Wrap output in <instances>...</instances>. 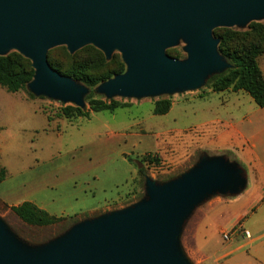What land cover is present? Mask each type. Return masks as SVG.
<instances>
[{
  "label": "rangeland",
  "instance_id": "obj_1",
  "mask_svg": "<svg viewBox=\"0 0 264 264\" xmlns=\"http://www.w3.org/2000/svg\"><path fill=\"white\" fill-rule=\"evenodd\" d=\"M252 22L264 23V16L236 22L228 27L236 32H244ZM212 36L217 40L216 49L225 66L207 72L194 88L108 96L101 89L108 79L90 89L70 77L82 89V103L77 104L36 94L28 84L17 92H8L0 86V169H6V176L0 182V196L8 195L12 200L0 198L8 204L35 199L38 204L43 202L40 204L49 213L64 217L51 225H29L10 210L8 204L3 202L5 200L0 199L1 232L22 248L43 251L86 220L108 212H122L140 204L148 197V181L165 186L185 176L204 159L223 158L231 167L238 169L240 184L230 190H211L193 204L181 219L174 237V249L179 256L186 264H194L191 257L193 233L205 213L213 209L216 222L227 221L226 224H229L233 215L254 199L245 197L243 193L247 186L246 171L244 165L237 161L235 151L217 149L205 137L217 130L219 123L205 126L201 122L216 116L218 112L222 115L236 113V108H239L248 116L242 125L248 130L250 118L264 115V108L258 107L245 92L239 93V101H236L233 100L236 95L231 88L221 92L212 90L214 79L232 67V62L218 50L219 39L213 32ZM233 40L236 42V39ZM187 45L186 39L180 36L165 48V52L173 49L178 53L174 54L175 57L166 53L178 61H185L188 58ZM11 51L16 50L9 49L4 54ZM47 56L62 71L80 66L96 76L113 70L119 60L127 69L118 48L107 56L93 44L72 52L61 44L49 48ZM259 66L264 68V54L259 59ZM89 94L93 99L117 101L118 106L113 111L95 112L90 109ZM230 97L229 105L220 111L219 103ZM163 99L171 102L168 112L154 114L156 102ZM67 105L88 110L89 117L63 116L60 108ZM152 157H156L157 161L148 160ZM239 193L242 194L237 202L222 204L236 198ZM250 219L251 216L245 220L242 217L234 228H242L243 220L250 227ZM228 232L230 229L223 233ZM221 241L213 239L210 251L220 252L219 247L225 243ZM243 250L249 253L244 254L251 259V264H256L250 248L247 246ZM204 261L205 264H228L225 258L216 259L215 256Z\"/></svg>",
  "mask_w": 264,
  "mask_h": 264
},
{
  "label": "water",
  "instance_id": "obj_2",
  "mask_svg": "<svg viewBox=\"0 0 264 264\" xmlns=\"http://www.w3.org/2000/svg\"><path fill=\"white\" fill-rule=\"evenodd\" d=\"M260 16L264 0H0V55L15 49L30 59L34 93L81 104V87L50 66L47 50L93 44L108 56L118 48L127 69L102 84L108 96L170 92L197 87L225 66L215 26ZM180 36L188 42L185 61L165 52ZM240 182L223 158L204 159L168 185L148 181L146 200L86 220L43 251L22 248L0 230V264H186L174 249L181 219L211 190Z\"/></svg>",
  "mask_w": 264,
  "mask_h": 264
},
{
  "label": "trees",
  "instance_id": "obj_3",
  "mask_svg": "<svg viewBox=\"0 0 264 264\" xmlns=\"http://www.w3.org/2000/svg\"><path fill=\"white\" fill-rule=\"evenodd\" d=\"M214 36L219 39L218 50L232 62V67L222 75H218L213 82V91L221 92L228 88L232 91L246 92L259 107H264V74L259 66V57L264 54V23L252 22L247 31L236 32L231 27H216L212 30ZM236 39V42L233 40ZM166 52L175 57L173 49ZM50 66L62 75L72 77L92 89L98 83L109 79L113 75L125 71V64L118 61L116 67L101 75H90L77 66L71 70L62 71L53 65L47 56ZM103 60L102 58L100 59ZM35 70L31 61L17 51H11L0 55V86L8 92H17L26 87L33 79ZM90 109L93 111H113L118 102H109L93 99L92 94L87 96ZM171 102L168 99L159 100L155 104L154 114L168 112ZM60 114L69 118L74 116L89 117V111L70 105L60 108ZM49 118V117H48ZM147 155L145 158H147ZM143 161L146 159H142ZM156 160V157L148 159ZM6 176V169H0V181ZM10 210L24 223L36 226H46L59 222L64 217L49 214L44 209L37 207L30 201H23L10 207Z\"/></svg>",
  "mask_w": 264,
  "mask_h": 264
},
{
  "label": "crops",
  "instance_id": "obj_4",
  "mask_svg": "<svg viewBox=\"0 0 264 264\" xmlns=\"http://www.w3.org/2000/svg\"><path fill=\"white\" fill-rule=\"evenodd\" d=\"M262 69L264 70V68ZM241 92L244 91H239L238 93L237 91H232V93L236 95V98L233 100L239 101V96L237 95ZM227 99L219 103L220 111L226 108L231 102V97ZM226 110H224V112H226ZM236 111V113L225 115L218 112L216 116H212L201 122V124L207 126V124L211 125L214 122L219 123L217 130L205 137H207V139L211 141V144L217 149H230L235 151L237 161L244 165L246 171L245 183L247 186L243 190V193L245 197H254V199L251 203L243 206V210H239L234 214L229 224H226L227 221L216 222L214 220L216 213L213 212V209L205 213L203 219L196 225L193 233L194 248L191 250V257L195 261L194 264H205L204 260L212 256H215L216 259L225 258L228 264H251V259L244 254L249 253L243 250L247 246L250 248V254L255 257L256 264H264V115L256 117L255 119L250 118L249 124H251V126L248 130H245L242 125L248 116H246V112L240 111L239 108H236ZM227 137L228 139L226 140L225 138ZM241 194H237V196H235L236 198L222 204L237 202ZM0 197L5 198L7 201L12 200V197L8 195ZM6 200L3 202L8 204ZM23 201H30L37 207L47 211L44 206L40 204L43 202H39L38 204L35 199ZM21 202L9 203L8 206L18 205ZM245 212L246 214H244ZM248 216H251L250 227L244 222L245 218ZM242 217H244L242 228H234V225ZM229 229V239H224L222 234ZM243 230H248L250 233L249 236H245ZM214 237L216 241H225L224 245L219 247V249H221L220 252L219 250L212 252L209 249L213 247L211 242L215 239ZM242 255L245 256L242 257Z\"/></svg>",
  "mask_w": 264,
  "mask_h": 264
},
{
  "label": "built area",
  "instance_id": "obj_5",
  "mask_svg": "<svg viewBox=\"0 0 264 264\" xmlns=\"http://www.w3.org/2000/svg\"><path fill=\"white\" fill-rule=\"evenodd\" d=\"M243 234L245 236H249L250 233H249L248 230H243ZM222 236H223L224 239H229V232L228 233H223Z\"/></svg>",
  "mask_w": 264,
  "mask_h": 264
}]
</instances>
